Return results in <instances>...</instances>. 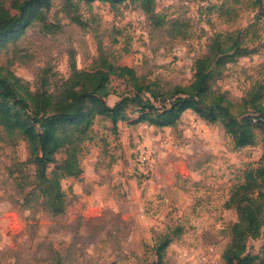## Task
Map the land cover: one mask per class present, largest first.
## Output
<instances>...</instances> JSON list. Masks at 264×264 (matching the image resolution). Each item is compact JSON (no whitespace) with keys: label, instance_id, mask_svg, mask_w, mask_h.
I'll return each mask as SVG.
<instances>
[{"label":"rangeland","instance_id":"1","mask_svg":"<svg viewBox=\"0 0 264 264\" xmlns=\"http://www.w3.org/2000/svg\"><path fill=\"white\" fill-rule=\"evenodd\" d=\"M24 1L0 0L8 20L18 17ZM40 5L42 21L20 22L0 38V71L17 79L14 87L29 112L34 95L42 114L67 100L72 63L89 74L110 65L132 67L157 82L161 93L186 87L211 41L229 35L252 54L214 66L208 94L223 95L238 121L250 117L257 138L238 148L221 122L207 123L190 109L172 128L140 121L133 105L117 125L97 116L87 133L66 140L48 166L50 175L68 148L81 167L77 176L62 179L66 206L53 215L37 186L30 144L0 127V264H226L223 253L238 221L231 200L248 193L241 186L264 165V110L243 106L254 91L264 107L261 0H156L153 17L129 1ZM108 83L110 106L134 92L115 75ZM75 123L60 131L78 130ZM263 244L264 225L260 236L246 239L247 254L264 259Z\"/></svg>","mask_w":264,"mask_h":264},{"label":"trees","instance_id":"2","mask_svg":"<svg viewBox=\"0 0 264 264\" xmlns=\"http://www.w3.org/2000/svg\"><path fill=\"white\" fill-rule=\"evenodd\" d=\"M93 0H87L91 2ZM113 6L125 2L137 4L148 16L156 15V0H102ZM39 2V3H38ZM42 0H25L19 6V15L13 20H8L0 3V38L10 34L15 27L23 21L43 20V11L40 3ZM252 50L241 45L239 39L229 35L216 36L209 45L205 56L195 61L193 81L186 87L175 86L166 92H158L157 82L148 81L137 75L134 68L129 66L110 65L106 71L94 74L79 72L74 63L71 90L60 104H56L55 111L43 113L38 108L41 102L37 95L31 96L34 108L29 112L24 97H21L16 88L17 83L12 81L0 71V127L8 134L20 133L31 146L37 171V186L39 187L44 202L53 215L62 214L66 206V193L62 189L61 181L67 177H75L81 172L80 161L76 151L66 148L67 157L56 165L49 175L48 166L56 163L55 153L65 147V142L73 141V136L79 132L87 133L97 116L109 118L114 125L128 117L127 108L130 105L139 108L142 114L140 121L148 122L158 128L174 127L186 110H192L207 123L221 122L225 131L232 135L235 146L240 148L252 145L256 141L254 124L250 117H243L242 121L231 113L225 104L223 95H209L208 82L214 75V66L234 62L239 57H247ZM124 80L133 86L132 95H123L121 99L110 106L105 98L113 93L109 87V76ZM249 99H244L246 111L251 108L255 112L264 110L258 103L259 96L254 91ZM162 99L160 105L156 100ZM43 104V103H41ZM45 105H50L47 100ZM42 114V115H41ZM75 123L78 130L65 132L61 126ZM264 161V156H263ZM264 165L251 170L250 180L243 187L248 193L239 199L233 198L231 203L238 205V221L231 231V241L223 253L226 264H253L259 261L264 264V259L258 255H249L246 252V239L256 238L262 234L264 225ZM259 187V188H258ZM239 193L237 192L236 195ZM28 202V201H26ZM230 207V203L227 205ZM264 251V244H263Z\"/></svg>","mask_w":264,"mask_h":264},{"label":"built area","instance_id":"3","mask_svg":"<svg viewBox=\"0 0 264 264\" xmlns=\"http://www.w3.org/2000/svg\"><path fill=\"white\" fill-rule=\"evenodd\" d=\"M261 4H262V9H264V0H261Z\"/></svg>","mask_w":264,"mask_h":264},{"label":"crops","instance_id":"4","mask_svg":"<svg viewBox=\"0 0 264 264\" xmlns=\"http://www.w3.org/2000/svg\"><path fill=\"white\" fill-rule=\"evenodd\" d=\"M168 128H172V127H168Z\"/></svg>","mask_w":264,"mask_h":264}]
</instances>
